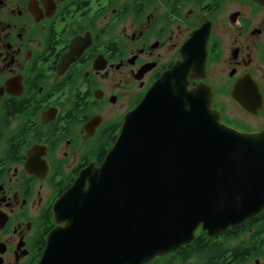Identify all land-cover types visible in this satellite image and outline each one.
I'll list each match as a JSON object with an SVG mask.
<instances>
[{"label": "flooded vegetation", "instance_id": "obj_1", "mask_svg": "<svg viewBox=\"0 0 264 264\" xmlns=\"http://www.w3.org/2000/svg\"><path fill=\"white\" fill-rule=\"evenodd\" d=\"M183 64L192 88L212 89L222 124L264 132L257 0H0V264L90 245L95 212L62 199L90 189L128 115ZM142 264H264V211L214 235L200 225Z\"/></svg>", "mask_w": 264, "mask_h": 264}, {"label": "water", "instance_id": "obj_2", "mask_svg": "<svg viewBox=\"0 0 264 264\" xmlns=\"http://www.w3.org/2000/svg\"><path fill=\"white\" fill-rule=\"evenodd\" d=\"M186 73L183 64L155 83L85 181L90 189L75 186L62 199L95 212L96 234L50 264H142L189 243L200 225L214 235L264 211V132L222 124L212 89L192 88ZM107 241L114 250L98 255Z\"/></svg>", "mask_w": 264, "mask_h": 264}]
</instances>
